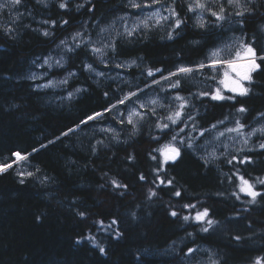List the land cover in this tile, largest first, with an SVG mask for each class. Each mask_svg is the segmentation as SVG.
Returning a JSON list of instances; mask_svg holds the SVG:
<instances>
[{
  "label": "trees",
  "instance_id": "obj_1",
  "mask_svg": "<svg viewBox=\"0 0 264 264\" xmlns=\"http://www.w3.org/2000/svg\"><path fill=\"white\" fill-rule=\"evenodd\" d=\"M61 2L47 0L45 5L37 0H21L19 5L12 6L9 0H0V4L8 5L0 8V161L10 160L14 151L22 155L32 153L27 161L0 174V264H197L202 249H211V257L219 264H255L257 257L264 258V199L257 198V204L250 205L247 201L251 197L241 194L237 200L232 195L240 183L237 171L250 181L254 177L264 178V152L259 149L248 152V148L264 142V136L257 132L247 147L244 144L230 147L227 156L220 153L213 158L207 151L219 133L225 134L227 128L236 126L235 120L247 125L246 132L264 122L259 115L264 113V71L252 73L255 83L247 97L216 101L193 95L190 98L193 107L186 111L195 117V129L193 121L186 120L187 127L180 123L161 131L156 124L167 121L158 117H166L170 109L157 108V115L149 116L132 136L130 125H121L112 118L116 115L114 110L55 143H48L69 127H75L86 114L108 106L109 97L115 102L118 89L127 92L135 90L137 85L144 88L147 82L149 87L144 88L142 102L158 97L160 102L175 109L178 102L171 99L175 91L164 81L160 85L152 84L153 78L144 74L146 65L165 69L167 75L177 65L208 64L211 49L235 42L230 54L225 56L231 58L241 39L252 43L258 55H264V0H248L255 11L243 18L242 25L237 23L240 17L231 6L225 5L228 19L219 24L210 12H204L208 26L203 29L196 26L201 14L186 12L182 7L193 0H177L175 7L184 24L172 40L166 38L172 30L171 21L142 30L127 40L117 37V31L123 32L115 29L120 17L137 18L160 5L135 9L128 6V0H90L77 10L75 5L84 4V0H68L65 9L59 7ZM93 3L95 9L91 8ZM170 3L171 0H164V6ZM9 27L13 30L10 33L5 31ZM101 28L108 31L101 32ZM44 31L52 35L45 37ZM76 32L84 35L73 41L71 37ZM80 39L101 44L102 40L116 39L120 55L109 53L111 59L103 64L91 54L90 47L68 52L60 44L64 40L71 46ZM47 56L60 58L64 67L48 68L45 79H30L34 72L40 71L39 62ZM136 57L143 58L142 62L138 61L139 68L114 66ZM84 63L93 64L105 76L85 71ZM261 67L264 69V64ZM224 70L225 67L193 72L187 83L181 81L185 90L180 95L188 97L189 92L220 87L226 97L235 96L219 84ZM69 72L76 75L66 85L38 87L48 78L63 80ZM159 78L157 73L155 79ZM245 86L249 85L245 83ZM77 88L85 91L76 93ZM69 92L74 94L71 99ZM242 105L249 111L239 114L236 109ZM118 110L126 111L124 106ZM219 120L224 123L204 131ZM108 127L119 132V143L112 139L111 133L99 131ZM176 133L178 141L184 139L183 144H176L181 148L182 159L164 166L166 171L160 175L174 178V188L181 191V197L171 195L172 187L153 185L157 162L150 158L151 154L162 160L156 150L163 149ZM98 140L103 144L97 145ZM188 143L192 144L191 148L185 146ZM42 144L47 147L41 148ZM94 145L96 154H93ZM33 148L39 151L32 152ZM240 148L245 149L243 153L237 151ZM129 154L135 156L134 161L126 159ZM233 155H251L254 163H226ZM20 172L34 175L21 177ZM141 173L146 180H139ZM110 178L128 185L127 190L115 189ZM149 188H155L158 195L149 198ZM256 190L264 191L259 186ZM186 203L196 204L197 210L209 208L210 218L219 224L214 230L203 232L200 229L205 225L194 220L183 221V215L195 214L193 209L182 208ZM173 210L180 215L172 217L169 213ZM80 212L86 215L82 217ZM114 219L118 224L109 227ZM101 220L103 226L98 223ZM117 229L123 233L121 238L115 237ZM89 235L95 236L106 255L91 241L83 239ZM236 236L242 239L237 241ZM188 248L199 250L188 258L185 257ZM202 255L208 256L205 252Z\"/></svg>",
  "mask_w": 264,
  "mask_h": 264
},
{
  "label": "snow or ice",
  "instance_id": "obj_2",
  "mask_svg": "<svg viewBox=\"0 0 264 264\" xmlns=\"http://www.w3.org/2000/svg\"><path fill=\"white\" fill-rule=\"evenodd\" d=\"M38 3L41 4H47V0H37ZM21 3V0H9V4L12 6L19 5ZM90 0H84V4H78L75 5L76 9L79 10L80 8L84 7L85 4H89ZM177 0H171V3L168 5V7L165 9V11L168 12V15H163L159 8H156L154 11H151L150 14L145 15L143 18L137 17L136 21L133 22V24L129 27L127 25L124 26V31L119 32L117 31V37L123 38L124 40H127L130 37H133L136 33L144 30H151L155 27L162 26V22H168L171 21V24L169 25L171 27V31L167 34V39H175V34H179L177 30H179L182 25L184 24V20L181 18L180 13L176 10ZM160 5L161 7L164 6V0H142V2H138V0H128V6L135 9H152L154 6ZM225 5L231 6L234 11L235 15L237 17H240V19L237 21V23H240L241 25L244 23V17L251 15L255 9L249 6L248 0H193L192 3H187L186 5H182V7H185L186 12H194L199 10L201 15L197 17L196 20V26L199 28H207L208 23L203 19V13L204 12H210L212 17H215V22L219 24L221 21H225L228 19V16L226 15L227 9ZM8 5L0 4V8L7 7ZM59 7L62 9H65L68 7V0H63L59 4ZM96 5L93 3L91 4V8L95 9ZM218 9V10H214ZM119 19L123 20L124 17H120ZM44 23H49V21H44ZM50 23L55 24V21H51ZM63 24H67L68 21H62ZM6 32H12L13 30L9 27L5 29ZM101 32L108 31L107 28H101ZM45 37L52 35V33L48 31H44L42 33ZM84 34L81 32H76L71 39L73 41H77L78 38H81ZM194 44H197L199 42H193ZM60 44L64 45L66 50L68 52H75L77 48H81L82 46L84 49L91 48V54L94 57H97L99 59L100 63L107 64L108 59H111L109 57V53H112L113 56H119L120 50L118 48L117 40L111 39L105 43H102L100 47H96L95 44L91 41V39L85 41L83 39H80L79 43H75L74 45H68L66 41L62 40ZM59 47V45H58ZM231 45H224L222 48H217L212 51L211 53V60L210 63L205 64L203 62L196 63L193 66H184V65H177L175 67L174 71H168L167 75H164L165 69H162L160 67L152 68L149 66H145L144 68V74H146L147 77H151L152 84L160 85L161 81L167 82L169 84V87L175 91V95L171 97L172 100L177 101V107L175 109H171L170 105H165L162 102L159 101L157 98H151L149 97L146 102H142L140 97L145 95L144 88H148L149 85L147 82H145L144 88H140L138 85L136 86L135 90H129L127 92H121L119 89L117 90V96L118 98L115 100V102H111V97H109L108 92H104L103 95L105 97H109V105L105 106L101 111H94L91 114H86L83 118L79 120V122L75 125V127H69L66 131H63L60 133V136H56L55 140H50L48 143L53 144L57 140H59L61 137H66L69 133L75 132L76 130L80 129V127L83 125L87 127L90 122L98 121L101 118L105 116L106 113L111 114L114 110H116V115L112 118L116 120L119 124H127L131 126V135L135 136L139 132V125L142 122H146V120L149 118V116H156L157 115V108H169V114L166 117H158L160 120H166V123H157L156 127L159 128L161 131L169 130L171 126L178 125L180 123H184L185 127H187L186 120L193 121L192 127L195 129L196 123H195V117L190 113L187 112L186 109L192 108L193 105L190 103V98L193 95H196L198 97H210L211 100L216 101H224V100H235L237 96L240 97H247L250 95V93L253 91V88L251 85L255 83L252 73H256L259 71H264L262 69L261 65L264 64V55H258L257 50L255 47H253L252 43H246L243 39L240 40L238 49L235 52V55L231 58H227L225 56H222L221 53L228 52V50L231 48ZM241 51L243 52V59L244 63L240 64L237 61H239L241 57ZM257 60L260 61V63H257ZM51 57H47L44 59L43 64L47 65L48 67H52L53 64L50 62ZM138 61H143L142 57H136V58H130L128 60H124L122 63H114V66L117 68H131L133 66L139 68L140 64ZM66 63V62H65ZM55 66L62 68L64 67V63H62L60 60L55 61ZM217 66H226V70L223 73V78L219 81L220 85H223L224 88L228 89L231 93H235V96H225L222 93V90L220 87H215L214 89L210 91H199L197 93H191L189 92L188 97L180 95L181 91H184V85L181 83L182 80H184L185 83L188 81V77L193 72L206 69V68H215ZM84 70L88 72H94L97 76H105L104 72H98L93 64L90 63H84ZM160 74L159 79H155L156 74ZM231 73V75H230ZM76 75L75 72H69L68 75L58 83L61 85H66L68 83V79L71 77H74ZM173 77H175V81L172 82ZM30 79H36L37 77L35 74L29 77ZM116 79V78H112ZM213 81L215 80V77H210ZM125 84H130V81H124ZM245 83H247L249 86L246 87ZM54 86V82L49 81L48 83L44 85H38V87H50ZM85 91L84 89L77 88L76 93H80ZM161 91H165V89H161ZM73 93H68V98L71 99L73 97ZM239 102V101H237ZM124 106L126 111L121 112L119 111V107ZM249 109L245 108L243 105L236 109V112L239 114H243L248 112ZM198 114V113H197ZM261 118H264V113H259ZM223 120L217 121L215 124L210 125V129H205L204 131H209L211 129H215L218 124H223ZM235 127L233 128H227L225 131L228 133H236L238 136L242 138V143L245 147H247L249 138L251 136H254L259 132L262 136H264V126L256 129H252L250 132L245 135L244 129L247 127L246 124L241 123L239 119L235 120ZM100 132L102 133H111L112 139L116 142H120L119 139V132L112 127L108 128H100ZM181 132L184 131L183 128L180 129ZM178 133L173 134L171 136V140L168 144H166L163 149H157L156 152L162 156V160H158L156 155H151L150 158L153 161L157 162V167L154 169L156 172V179L152 181L153 185L156 186V188H159L161 186L165 187H172L171 195L175 197H181L182 193L180 190L174 188V178H168L165 179L163 176L160 175L161 172L166 171V168L164 166L167 165H174L176 164L180 159H182V152L181 148L176 146L177 142L183 144L184 139L183 137L180 138L178 141ZM203 135V132L201 133ZM220 136L224 135V132L219 133ZM128 141H124V143H127ZM97 145L103 144L102 140H98ZM186 147L191 148L192 144L188 143L185 145ZM47 145H41V148H45ZM107 147V145H105ZM255 149H259L261 152H264V142H260L257 145L254 146V148H248L249 153H254ZM244 148L237 149V151L243 153ZM39 149L33 148L32 152H37ZM97 149L96 146H93V154H96ZM32 153H27L22 155L20 151H14L11 154V159H5L4 161H0V174L6 173L9 169H12L15 165H17L20 162L27 161L28 157ZM222 155L227 156L226 153H222ZM211 156L213 158L216 157L215 152L211 153ZM126 159L128 160H135V156L129 154ZM206 163L209 161L206 160ZM226 163L232 165L234 163H238L240 165H248L254 163V161L251 158V155H241L231 156L230 159H226ZM39 171V169H37ZM21 177L27 175V176H33L34 173L28 172L18 173ZM104 175H107L105 173ZM236 175L238 176L240 183L236 186L237 191H234L232 195L237 199H241V194L251 197L250 200L247 201L250 205L257 204L258 200L257 198L264 199V191H258L257 186H259L261 189H264V178L260 177H254L252 181L249 179H246L244 176L239 175V171H237ZM48 178L45 177V180ZM139 180L144 181L146 180V177L143 173L139 175ZM158 181V183H157ZM23 179L21 180V183H23ZM43 182V181H42ZM110 183L115 189H124L127 190L128 185L120 183L115 178H110ZM103 187V185H101ZM121 195L124 193L121 192ZM149 198L157 196L158 193L155 190V188H149L148 190ZM217 195H222V193H217ZM182 208L186 209H193L195 210V214L193 215L191 212L188 215H183L182 219L185 222H188L189 220H194L197 223H200L202 225H205L201 227V231L208 232L210 229L214 230V227L219 224L218 221L210 218V209L207 207H204L202 210H197V205L192 203H186L182 205ZM80 216H85L86 213L80 212L78 213ZM172 217H177L180 215L177 211L173 210L169 213ZM39 219V217L37 218ZM100 225H104V221H98ZM118 224V221L115 219L111 221L112 225ZM107 231V228H105ZM191 235V234H189ZM123 236V233H121L118 229L115 231V237L121 238ZM83 239H88L91 241L98 249L101 254L106 255L105 248L99 244V242L96 240L95 236H87ZM242 237L236 236L235 240L239 241ZM79 243V241H77ZM175 243V242H174ZM199 249L196 248H188L187 252L185 253V257H192ZM215 254H213L214 256ZM209 264H219V261L210 257L209 258ZM255 264H264V258L257 257L255 260Z\"/></svg>",
  "mask_w": 264,
  "mask_h": 264
},
{
  "label": "rangeland",
  "instance_id": "obj_3",
  "mask_svg": "<svg viewBox=\"0 0 264 264\" xmlns=\"http://www.w3.org/2000/svg\"><path fill=\"white\" fill-rule=\"evenodd\" d=\"M138 2H140V0H138ZM159 8L160 12L167 16L168 15V12L165 11V9L167 8V6H159L157 7ZM156 9V8H155ZM155 9L151 10V11H154ZM151 11H146L144 12V14H142L140 16V18H143L145 15H148L150 14ZM197 13L198 14H201L199 10H197ZM124 19L123 20H120L116 26H115V29H120L121 31H124V26L127 25V26H131L133 24L134 21H136L137 18H132L131 16H123ZM164 23V22H162ZM102 43H105L104 40L101 41ZM94 44L97 46V47H100L101 46V43L98 42V41H95ZM224 45H231L232 47L228 50V52H224V53H221L222 56H227L230 54V51L231 49L233 48L235 44V42H228V43H223V44H219L217 45L216 47H214L213 49H211L210 51V58H211V53L213 50L217 49V48H222ZM47 57H51V63L53 64L52 67H48L47 65H44L43 67H41V65L43 64V61L45 58ZM45 58H43L40 62H39V68H40V71H36L34 72L33 74H35V76L37 77L36 79L37 80H42V79H45L48 75H49V71H48V68H53V67H56L55 66V61L56 60H60L62 62V60L58 57H55V56H47ZM241 59L239 61H237L238 63L240 64H243L245 61L243 59V52L241 51ZM222 67H225V70H226V66H217L215 68H222ZM47 68V69H45ZM224 70V71H225ZM223 71V73H224ZM231 75V73H230ZM49 81H52L54 82V86H50V87H57L59 85V81L61 80H57L55 78H48L47 80H45L44 82H42L41 84L39 85H44L46 83H48ZM224 90H228L226 88L223 87ZM264 126V122L259 125L258 127H256V129L260 128ZM245 135H247L248 132L244 131ZM253 136H251L250 138H252ZM249 138V139H250ZM242 138L240 136H238L236 133H228L226 132L223 136H220L218 135L217 136V139L215 140V143H213V145L210 147V148H207L208 150V156H211V153L215 152L216 156L219 155L220 153H227L229 148L230 147H234V146H237V145H242ZM207 253V255H202L203 253ZM212 250L211 249H202L201 252H198V258H197V264H209V258L212 256Z\"/></svg>",
  "mask_w": 264,
  "mask_h": 264
}]
</instances>
